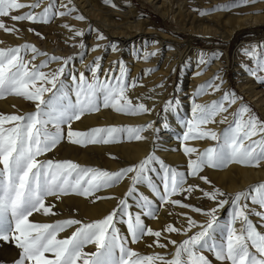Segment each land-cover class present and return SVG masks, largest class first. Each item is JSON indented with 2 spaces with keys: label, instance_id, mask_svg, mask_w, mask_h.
Listing matches in <instances>:
<instances>
[{
  "label": "snow or ice",
  "instance_id": "1",
  "mask_svg": "<svg viewBox=\"0 0 264 264\" xmlns=\"http://www.w3.org/2000/svg\"><path fill=\"white\" fill-rule=\"evenodd\" d=\"M255 2L257 0H233L230 6ZM104 3L116 6L112 0H104ZM230 6L198 11L204 16ZM67 17L86 20L73 0H0V30L6 34H17L20 29L16 25L20 22L48 24ZM62 27L72 34L70 38L86 36L85 31L69 23H63ZM28 31L43 38L33 28ZM96 39L105 41L107 37L97 31ZM78 47L83 57V50L87 48L83 39ZM99 49L119 51L112 42L97 43L91 51ZM242 54L249 61L241 63L242 70L264 83V43L250 45L242 49ZM150 55L155 53L145 52L144 59ZM221 55L213 53L209 58L201 53L198 63L206 68ZM40 57L44 59L37 63ZM73 59V56H49L31 43L0 47V98L14 95L34 104V110L29 113H0V242L14 243L19 250L13 264H213L206 253L214 257L216 264H264V182L228 193L202 175L205 168L223 169L230 164L264 167V119L246 104H238L242 97L224 90L223 78L217 73L200 84L194 96L221 95L208 103H197L193 99L192 118L185 122L187 131L182 143L187 157V175L155 152L116 171L82 166L70 159H41L65 140L81 146L123 142L125 137L128 142H139L148 139L142 133L149 129L154 133L160 131L153 123L139 127H93L86 131L73 129L75 121L101 108L130 116L153 111L138 98L134 102L129 96V90L137 86V81L128 79L123 61L113 62L114 68L103 69V57L96 56L86 65L88 76L84 71L76 74L70 70ZM53 64L56 67H51ZM180 103L173 98L165 102L163 110L174 112ZM233 106L237 107L232 110ZM215 124L226 127L219 131L209 127ZM162 127L167 129L169 125L165 122ZM190 141L214 143L201 150L189 146ZM110 158L118 159L111 154ZM189 176L198 178L209 188L188 183ZM125 180L129 186L122 196L100 195ZM141 186L151 192V198L140 191ZM196 193L200 195L195 196ZM70 195L93 203L104 199H114L117 203L103 218L89 222L66 218L38 223L31 219L34 214L56 216V204L46 201L50 197L60 201ZM193 197L207 199L214 206L205 209L194 205L190 202ZM134 204L140 211L133 212ZM164 205L187 209L204 219L197 220L194 215L182 212L177 214L179 219L167 223L162 230L148 227L142 217L157 218L158 208ZM222 211L228 212L224 223L220 220ZM253 217L259 218L261 225L258 226ZM118 219L126 223L132 244L152 237L149 248L168 249L171 245L173 251L141 254L132 249L128 237L117 227ZM69 229H72L71 234L60 238V234ZM217 232L221 234L219 240L214 235ZM170 234L184 238L177 241ZM90 245L95 251H85Z\"/></svg>",
  "mask_w": 264,
  "mask_h": 264
},
{
  "label": "bare ground",
  "instance_id": "2",
  "mask_svg": "<svg viewBox=\"0 0 264 264\" xmlns=\"http://www.w3.org/2000/svg\"><path fill=\"white\" fill-rule=\"evenodd\" d=\"M117 1V0H114ZM176 1V0H175ZM218 1V0H217ZM24 2H28V0H24ZM75 6L78 8L79 13L85 14L86 7L89 4H92L91 1L87 0H73ZM88 2V3H87ZM122 2L123 1H117ZM155 6L157 10L166 11L170 9L168 7L169 0H149ZM183 2V1H182ZM212 3L214 0H207L202 2V4ZM216 2V0H215ZM222 3V1L218 2ZM216 2L213 3L211 7H215L218 4ZM127 14L128 16L124 21L121 23H116L113 20L112 22H106L107 19H103L101 22V26L93 25L91 28L95 30H101L105 33L107 39L105 40L108 44L109 42L117 44L119 51L112 52L110 49L108 51H104L103 49H99L97 51H91V48L95 47L96 34H92L89 41H87L86 45L87 48L83 50L84 54L87 53L85 60H81L77 57V52L73 51L77 47L79 39L77 38H70L72 34L69 30L62 27L63 23H69L76 29L83 30L85 26V22H78L72 17L67 18H57L52 25V28L55 30L61 29L63 30V45L60 44L57 46L50 54V50H47L46 53L50 55H59L63 57V54L67 53L69 56H73L74 59L77 57L79 59L78 62L70 65V70L76 69V73L78 74L80 71H84L86 69L85 66L90 64L94 57L102 56V68L108 69L110 67L114 68L115 65L113 62L115 61H123L128 69V79L132 80L135 79L137 81V86L131 88L129 90V96L133 98L134 102L137 101V98L140 102L146 104L147 107L153 109L150 113L138 115V116H130L126 114L117 113L114 109L111 108H101L100 111L95 112L94 114H86L84 115L81 120L75 121L72 125L73 129L86 131L91 129V127L102 126H143L148 123H153L155 127L160 128L158 133H154L151 129L147 132L142 133L148 137L147 140L143 141H132L128 142L126 137L123 140V143L115 144L113 146H107L106 144H99L97 146H91V144L85 146L84 148L76 147V145L70 144H63L58 145L56 149L52 152L46 154V156L42 157L41 159L47 158H62L63 155L66 157H70L75 159V162L81 164L82 166H89V167H98L101 169H106L109 171H116L122 166H126L129 164H134L138 162L140 159L144 158L150 152H155L161 159H163L167 164L176 167L180 171H185L187 175V157L183 154V134L187 131L185 126V122L192 118V102L193 99L197 103H208L211 100L218 98L221 93H209L206 95H202L200 97H195L194 93L197 87L210 80L215 74L219 73V75L223 78V88L224 90L231 91L230 85H228L226 81V73H227V55H223L224 62L214 61L211 63L210 66L204 67L198 63L199 60V53L197 50L192 51L190 55L184 57L181 60V83H179V87L177 88V96L176 99L181 101L179 108L176 111H162V114L158 116L156 113L159 106L163 103V98L165 93H162L165 88V79L167 75L174 71L175 64L177 61H174V55L176 54L175 50L172 49L174 45L168 41V36L165 33L157 32L156 30H152L150 24L145 22L146 20L139 19L138 14L135 9L127 3ZM211 5V4H210ZM94 6V4H93ZM205 6V5H204ZM209 5H207L208 7ZM259 6L264 7V3H260ZM255 7V6H251ZM250 5L246 6L242 10H248L251 8ZM199 8V7H198ZM206 8V7H205ZM241 10V11H242ZM38 11V10H37ZM88 12V11H87ZM173 12V11H172ZM87 14V13H86ZM85 14V15H86ZM163 14V13H162ZM167 16V15H166ZM177 16V14H176ZM221 16V15H218ZM174 15H171L172 19ZM242 18V23L236 24L235 27L239 28L241 24H245V26H254L258 23H264V12L261 14H251L245 15ZM99 20V19H98ZM116 20V19H115ZM175 21V20H174ZM228 21V18L225 19ZM146 24H144V23ZM6 23L9 25L12 24L11 21L6 20ZM96 24V23H95ZM98 24V23H97ZM33 27L36 24H32ZM202 24L196 25L198 28ZM107 26V27H105ZM38 27V26H37ZM98 27V28H97ZM149 29H148V28ZM210 31V30H208ZM90 33V28L89 31ZM234 32L232 30L229 34ZM30 31L28 29L20 30L17 34H0V41H3V44H0V47L4 46H17L24 43H31L36 46L35 40L30 36ZM88 33V34H89ZM147 35V36H146ZM18 36V37H17ZM95 37V38H94ZM27 39V42L25 41ZM76 40V43L74 42ZM148 39H153V41H148ZM71 40L73 42H71ZM75 44V48L70 51L68 48V44ZM99 43V42H98ZM105 43V44H106ZM65 44V45H64ZM97 44V42H96ZM250 46L249 42L244 43L243 45H238L234 52V62L236 63L235 66L239 65L238 55L242 54V49L247 48ZM37 47V46H36ZM192 49V48H191ZM180 51V50H179ZM155 53V55H150L147 60L144 59V53ZM96 53V54H95ZM187 54V53H186ZM185 54V55H186ZM243 55V54H242ZM244 56V55H243ZM242 56V57H243ZM76 58V59H77ZM245 58V56H244ZM44 59V57H40L37 60ZM73 59V61H75ZM123 59V60H122ZM77 61V60H76ZM244 62V61H243ZM249 61L246 60L247 63ZM109 66V67H108ZM51 67H56L53 64ZM73 67V68H72ZM76 67V68H75ZM158 68V69H156ZM151 69V71H149ZM190 70L192 72H187ZM75 71V70H74ZM241 71V72H238ZM201 73V74H197ZM235 76H237V81H241L245 83L246 81L251 80L250 76H248L241 68H235L234 70ZM90 76V72L86 70V75ZM241 74H245V76H241ZM163 85L164 87L158 88V91H155V97H148V100H144L146 98L147 88H150L153 84ZM241 84V83H240ZM142 87V88H139ZM183 89H186L183 91ZM250 94V99L259 111H261V116L264 118V83H261V90L255 91L253 87H250L248 90ZM146 94V95H145ZM186 95L188 98L183 100V96ZM151 98H154L156 101H150ZM74 99V97H73ZM152 99V100H154ZM242 103V101H238V104ZM248 106V105H247ZM235 107V106H233ZM28 109L33 110L34 104L25 100L22 97H16L14 95H8L5 99L1 100L0 102V113L2 114H23ZM251 109V108H250ZM233 110V109H232ZM252 110V109H251ZM231 111V110H230ZM253 111V110H252ZM167 122L169 127L164 129L162 125ZM209 127L215 128L217 131L226 127V125H209ZM125 141V142H124ZM214 142L211 141H190L188 142L189 146H195L199 149H203L207 146H210ZM110 154L112 156L118 157V159L110 158ZM72 159V160H73ZM202 175H206L215 185L216 187L220 188L222 191L228 193H235L237 191L243 190L250 185H254L258 182H264V167H246L241 166L238 164H230L226 168L223 169H210L205 168ZM188 183L190 184H199L201 187L209 188L208 185H204L202 181L198 178L188 177ZM129 186V182L127 180L123 181L121 184L115 186L112 189L104 190L100 193V195L105 196H122L126 191L127 187ZM140 191L144 192L145 195H149L152 197V194L149 190H147L144 186L140 187ZM199 193H196L195 196H199ZM180 198V197H177ZM63 201L66 202H75L78 204L80 210L84 212L86 219L95 218L100 219L107 215L116 205L117 201L114 199H104L99 200L93 203L89 199H85L83 197H75L68 196L63 198ZM190 202L194 205L202 206L203 208L207 209L213 205L212 202L208 201L207 199H196L193 197ZM133 212L140 211V209L133 205ZM172 215H169V213ZM188 212L190 215H194L197 220H203L204 217L201 215H197L191 213L187 209H182L180 207H174L171 205H164L158 208V217L153 219H146L142 217L145 224L148 227H151L154 230H162L167 223H174L178 217V213ZM81 213V211H80ZM37 215V214H36ZM83 215V216H84ZM40 217V216H39ZM220 220L222 223L226 222L228 219V212L222 211L220 214ZM253 220L257 225H261V221L259 218L253 217ZM178 226V225H177ZM117 227L120 229L121 234L128 237L129 239V247L132 249L140 252L141 254H152L150 251H162L171 252L173 248L169 245L168 249H161L158 247L149 248L147 245L152 243L149 240V237L144 238L139 243L132 244L130 242V234L127 232V225L123 222V220H117ZM172 239L177 241H181L184 237L182 235L177 234H170ZM216 238L219 240L221 239V234L219 232L214 234ZM152 240V239H151ZM166 243V241H164ZM94 247V246H93ZM89 248V247H88ZM209 258L213 260L215 263L214 257L210 254Z\"/></svg>",
  "mask_w": 264,
  "mask_h": 264
},
{
  "label": "rangeland",
  "instance_id": "3",
  "mask_svg": "<svg viewBox=\"0 0 264 264\" xmlns=\"http://www.w3.org/2000/svg\"><path fill=\"white\" fill-rule=\"evenodd\" d=\"M87 1H91L92 4H89V6L87 5V7L85 8L88 11V12L86 11L87 13V14L85 13L86 15L84 14V16L86 17V20L83 21L86 23L83 28V31H85L86 33V36L83 38H77L79 39V41L83 39L84 42L87 43V41L90 40L91 35L96 34L97 31L105 35V33L102 32L101 30L97 29L93 31L94 29L91 28L93 25L101 26L102 25L101 22L103 21V19H107L106 22H112L114 20L116 21L117 24L124 21L126 17L128 16L126 6L128 5L127 3H129L130 5H132V7L135 9L137 14L139 15L138 18L146 20L145 22L150 24L149 28H151L152 30L154 29L157 32L165 33L168 36V41L172 43L173 45L175 44L172 49H174L176 52V54L174 55V61H177V62L175 64L174 71H171L167 75V78L164 81L166 89H164L162 93H165V96L163 98V103L159 106V108L156 111L157 112L156 114L158 116L162 114L163 105L165 104V102L173 98H176L177 96V88L179 87V83H181V76H182L181 75V60L184 57H187L188 55L193 53L192 51L197 50L199 54L204 53L209 58L211 57L213 53L222 54L219 59L215 60L219 62H224L223 55L224 54L227 55L228 63H227V68H226L227 69L226 81L228 85H230L231 91H234L239 97H242V103L248 105L253 110L252 112L254 114H256L259 118L264 119L261 116L262 112L259 111L256 105L254 104V102L251 101L250 94L248 92L250 87H253L255 91L261 90V82H258L253 77H251L250 78L251 80L246 81L245 83H242L241 81H237L238 78L237 76H235L234 70L236 67L238 69L241 68V63L243 61L245 62V58L242 54L241 55L239 54L238 58H236V60H239V65L233 68V66L236 64L234 62V52L236 48H238V45L239 46L243 45L246 42H249L250 45L264 43V23H258L254 26H249V25L245 26V24L244 25L241 24L239 28L235 27L236 24L242 23L241 17L245 15L246 16L251 15V14L257 15V14L263 13L264 7L259 6V4L264 3V0H257V2L255 3L248 4V6L250 5V7L255 6V7H251L249 11L242 10L247 5L246 6H230L233 3V0H218V1L216 0L217 3L220 1H222V3H218L217 5H215V7L223 6V5H229L230 7L226 10L210 11L207 15H204V16H201L198 10H209V9L215 8V7H211L213 6L212 5L213 3L216 4L215 0L212 3L211 2L207 3V5H209L208 7L206 4H204L205 6L202 4V2H205L207 0H176V1L169 0L170 2L168 4V7L170 9L166 11L157 10L155 6H153V4L149 2V0H117V1H123V3L122 2L117 3V1L112 0V3L116 5L115 7H112L110 4H105L104 0H87ZM25 11H27V9H25ZM172 14L174 15V18L170 19ZM218 15H221V16H218ZM226 18H228V21H225ZM72 19H73L72 21L73 23L74 18ZM78 22L80 21L76 20V23ZM200 23L202 25L197 28L196 25ZM52 25H53V22L48 23V24L38 23L36 24L35 27H33V25L29 22H20L16 25V27L19 28L20 30L33 28L35 29V32L41 33L43 38H41L40 36H37L33 32L30 33V36L35 40L36 46L40 51L47 52V50H50V54H52V51L57 46H59L60 44L63 45L64 43L63 34H61L63 33V30L61 29L55 30L54 28H52ZM89 28L91 29L90 33L88 32ZM232 30H234V32L229 34ZM1 33L6 34L4 31L0 30V34ZM149 40L153 41V39H148V41ZM25 41L27 42V39ZM94 41H95L94 46L96 45V42L97 43L99 42L100 44L106 43V41H98L96 38L94 39ZM71 42L73 41L71 40ZM74 42L76 43L75 39H74ZM74 45L75 44H71V43L68 44V48L70 51H72L75 48ZM73 51L78 53L77 54L78 58L81 57L80 53L82 52V50L78 47V44L75 50ZM99 53L100 52L97 53L98 56H99ZM86 55L87 53L83 55L81 59L82 61L85 60ZM67 56H69L67 53L63 54V57H67ZM76 58L74 59L75 61H72L71 64H74L79 61V59L78 58L76 59ZM84 69L87 70L86 66ZM72 70H73L72 72H76V69L73 68ZM86 70H85V74H86ZM192 71L187 70V72H192ZM238 72H241V71H238ZM241 76H245V74L243 75L241 74ZM139 88H142V87H139ZM158 88L160 89L157 83L151 85L150 88H147L146 89L147 92H145L147 93V95L145 94L146 98L144 100H148L149 99L148 97L150 96L155 97L154 94H156L155 91H158ZM185 90L186 89H183V91ZM6 97L0 98V102ZM183 97H184L182 98L183 100H186L185 98H188V96L186 95H184ZM152 99L154 98H151L150 101H156L155 99L154 100ZM236 107L237 106L233 107V110ZM28 110L29 111L25 113L32 112L34 109L33 110L28 109ZM94 113H89V114H94ZM96 127H102V126L96 125ZM62 143L74 145V144L67 142L66 140L61 142L60 145H63ZM120 143H123V142L118 141L116 143H110L106 145L113 146L115 144L117 145ZM97 145L99 144H91V146H97ZM77 146L81 147V145H76V147ZM85 146H82L81 148H84ZM47 159H53V160L70 159L72 160L73 158L66 157V155H63L62 158L50 157ZM72 161L75 162V159H73ZM70 196H72L73 198L78 197L76 195H70ZM46 203H55L56 208L54 210L58 214L56 216H44L41 214H37V215L34 214V216L31 217L33 221L38 222V223H52L56 220L66 219V218H77V219H81L84 222L96 220L95 218L86 219L84 212L82 211V209L80 210L78 204H76L75 202L69 203V202L63 201V198L60 201H56L54 198L50 197L48 201H46ZM144 218L150 219V218H147L146 216H144ZM71 231L72 229H69L64 233H61L60 238H64L70 235ZM151 239L153 240L154 238L149 237V240L152 242ZM162 242L164 241L162 240ZM88 247L85 248V251L87 252L95 251V248L93 246L90 245ZM154 252L163 253L162 251H150V253H154ZM18 254H19V250L15 247L14 243L0 242V264H13V262L18 258ZM213 264H216V262Z\"/></svg>",
  "mask_w": 264,
  "mask_h": 264
}]
</instances>
